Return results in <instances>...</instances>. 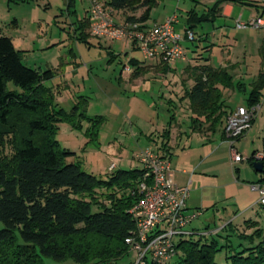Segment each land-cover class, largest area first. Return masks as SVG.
Listing matches in <instances>:
<instances>
[{
	"label": "trees",
	"instance_id": "obj_1",
	"mask_svg": "<svg viewBox=\"0 0 264 264\" xmlns=\"http://www.w3.org/2000/svg\"><path fill=\"white\" fill-rule=\"evenodd\" d=\"M157 1L107 0L104 6L121 14L124 24L141 26ZM72 5L73 0H67L66 8ZM203 20L207 18L199 19ZM78 25L76 38L86 42L88 20ZM130 61L135 77L139 68ZM53 77V70L24 66L11 39L0 35V264H41L43 257L57 263L116 264L129 250L125 239L134 230L129 210L140 200L136 187L143 171L116 169L98 178L81 169L75 153L60 148L54 139L59 124L78 129L85 122L88 142H96L103 118L86 116L83 103H75L68 112L59 108L53 91L45 86ZM190 79L193 85L185 98L192 129L212 134L226 117L221 90L232 89V79L225 69L207 64L195 67ZM263 89L261 73L246 107L259 105ZM161 138L166 145L168 130ZM3 148L9 150L6 155ZM260 152L258 183L264 184V136ZM244 227L249 234L227 224L214 236L178 241L174 264H217L215 254L223 249L226 264H264V229L255 221L244 222Z\"/></svg>",
	"mask_w": 264,
	"mask_h": 264
},
{
	"label": "rangeland",
	"instance_id": "obj_2",
	"mask_svg": "<svg viewBox=\"0 0 264 264\" xmlns=\"http://www.w3.org/2000/svg\"><path fill=\"white\" fill-rule=\"evenodd\" d=\"M74 2L75 12L66 8L67 0H0V35L10 38L15 50L22 52L21 60L25 66L41 72L47 69L54 71V77L45 82V86L53 91L54 103L59 108L68 112L75 103H83L86 116L103 118L96 142H88L85 136L88 125L85 122L78 129H73L66 123L59 124L54 137L60 148L78 156L85 173L103 178L111 163L121 170L141 169L136 155L145 149H154L152 140L156 141V137L160 139L165 130L173 131L178 128L179 131H187L188 120L185 119L182 123L180 105L184 90L179 85L182 64L176 65V74L154 79L153 75L157 70L148 67L150 75L143 77L150 84L149 92H146L143 90V81H138L137 84L130 81L132 74L129 78L121 77V64L127 57L146 63L139 51L131 49L128 39L77 40L74 27L84 18L83 11L88 6V0ZM214 2L215 0H159L151 9L147 23L159 22L175 14L179 20L178 26L176 25L178 28L184 24L185 13L194 3H199V7H207ZM209 29L210 23H206L203 28L196 26L193 33L196 36ZM193 43L197 44L196 38ZM215 58L216 54L213 56ZM67 67L72 70L68 71ZM231 98L233 103H237L245 95L235 92ZM257 118L258 123L247 142L236 147L244 158L249 157L251 151H261L264 102ZM8 152V148H3V154ZM243 164L246 163L241 165ZM247 172L254 174L248 165ZM240 173L243 175L244 169ZM257 212L258 215H254L252 221L258 222L264 229V208L257 206ZM237 229L250 233L244 225ZM217 232L219 230L212 234ZM199 235L190 238L196 240ZM220 235L224 236L225 233L221 232ZM230 240L235 241L234 238ZM219 242L223 245L225 241L219 239ZM175 261L176 258H173L170 263L174 264ZM214 261L226 264L224 249L215 254ZM135 262V253L128 250L116 264ZM41 264L77 263L71 260L57 263L43 257Z\"/></svg>",
	"mask_w": 264,
	"mask_h": 264
},
{
	"label": "crops",
	"instance_id": "obj_3",
	"mask_svg": "<svg viewBox=\"0 0 264 264\" xmlns=\"http://www.w3.org/2000/svg\"><path fill=\"white\" fill-rule=\"evenodd\" d=\"M106 1L103 0L101 2L104 4ZM218 1L220 0H215L214 3L208 5L209 7L203 5L199 7V3H194V6L185 13L184 24L178 28L179 20L175 14L159 22L155 21L152 24H148L146 21L141 25L144 29H147L153 25L162 24L169 17H175L174 32L184 38V33L189 28H191L192 32H195L194 28L196 26L203 28V25L210 23L208 31L196 36V33H194V41L196 38L197 44L193 43V41L189 44L190 41L182 40L183 59L177 60L170 65H165L150 61L141 63L130 56L126 58L132 60V62L135 61L134 64L139 68L137 76L127 77L134 84H137L138 81H143V90L146 92H149L150 84L143 77L150 75L148 74L150 73L148 67L150 69L156 68V74L155 76L153 75L154 79V77L165 78L166 75L171 73L176 74V65L178 63L182 64L179 85L184 90L181 93L180 100H182V103L180 105L182 108V123L185 119L188 120L187 131H179L178 128L168 131V142L166 145H163L165 140L156 137V141L152 140L155 146L151 151H158L167 158L173 183L178 187H187L189 190L186 212L198 214L197 218L186 227V231L192 234L213 233L227 224H231L237 229L239 226H243L244 222L252 221L254 215H258L257 195L250 190L249 186L257 184L261 180V176L254 172L252 165L248 162L243 165L241 163L231 166L230 146L224 136V125L228 114L236 108L247 106L246 100L253 83L259 74L264 73V31L251 27H236L237 22L247 24L261 15L264 11V4L257 0H221L217 10L211 11ZM88 7H85L83 11L84 18L82 20H88ZM74 8L75 2L73 0V5L69 9L75 12ZM113 16L116 24H124L121 14L114 13ZM201 18H207V20L199 21ZM78 23L75 25L74 30L79 26ZM86 32L88 34V28ZM75 34L77 36L78 32H75ZM90 39L101 40L91 38L88 35L87 40ZM128 41L131 49L136 51L132 41ZM214 54H216L215 59H213ZM130 62L129 64L131 65ZM203 64L215 69H225L232 79L233 86L232 89L221 90L226 117L222 126L212 134H199L192 129L191 118L193 116L188 108V100L185 98L186 92L193 85V81L190 79L192 70ZM67 68L68 71L72 70L70 67ZM132 68L134 67L132 66ZM235 92L244 94L245 98L241 102L233 103L231 97ZM168 101L171 103L170 100ZM263 102L264 89L258 105V112L261 110ZM257 116L250 130L233 143L232 147L234 150L237 151L236 147L239 144L247 142L255 125L258 123L259 118ZM263 136L264 131L261 139ZM216 139H218V142ZM254 152L260 151H251L249 156ZM113 165L115 166L114 170H116V165ZM247 165L252 173L256 175L247 172ZM108 168L107 171L109 173ZM241 169H244L245 173L243 175L240 173ZM170 262L167 264H171Z\"/></svg>",
	"mask_w": 264,
	"mask_h": 264
},
{
	"label": "built area",
	"instance_id": "obj_4",
	"mask_svg": "<svg viewBox=\"0 0 264 264\" xmlns=\"http://www.w3.org/2000/svg\"><path fill=\"white\" fill-rule=\"evenodd\" d=\"M264 4V0H257ZM88 34L91 38L132 41L144 61L170 65L184 58L181 47L183 39L194 41V33L186 30L184 38L174 32L175 17L167 18L160 25L144 29L137 24L118 25L114 22L113 12L100 0H88ZM237 28L251 27L264 31V11L247 24L237 22ZM129 59L121 64V77L129 76L134 68ZM259 106L239 107L225 119L224 136L230 146L231 166L246 163L244 158L233 149V143L242 138L251 128ZM141 165L142 178L136 187L140 200L129 210L134 222V230L125 239L129 250L136 255L135 264H167L175 256V244L196 234L186 231V227L198 216L186 212L187 187L176 186L170 174L167 158L158 151L143 150L137 156ZM261 152L252 156L253 162H260ZM115 166H109V172ZM250 190L257 195L256 205L264 208V184H251ZM212 233H201L209 235ZM175 238V240H174Z\"/></svg>",
	"mask_w": 264,
	"mask_h": 264
},
{
	"label": "water",
	"instance_id": "obj_5",
	"mask_svg": "<svg viewBox=\"0 0 264 264\" xmlns=\"http://www.w3.org/2000/svg\"><path fill=\"white\" fill-rule=\"evenodd\" d=\"M252 168H253L255 173H257V174H261L262 173V165H261L260 162H254L252 164Z\"/></svg>",
	"mask_w": 264,
	"mask_h": 264
}]
</instances>
